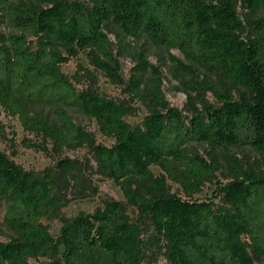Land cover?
Masks as SVG:
<instances>
[{
    "label": "trees",
    "instance_id": "obj_1",
    "mask_svg": "<svg viewBox=\"0 0 264 264\" xmlns=\"http://www.w3.org/2000/svg\"><path fill=\"white\" fill-rule=\"evenodd\" d=\"M44 1L49 6L39 9L25 0H0L6 26L18 32L0 38V106L39 139L27 147L47 153L49 145L87 143L96 166L64 158L35 172L0 150V236L6 237L0 264H156L159 258L161 264H264V164L256 171L238 168L218 205L193 198L220 167L192 147L250 148L264 158V0ZM239 5L254 25L252 37H244ZM115 30L184 55L190 65L172 60L197 85L188 114L167 104L154 67V81L142 88L143 54L140 77L132 81L149 109L141 125H129L127 109L99 94L95 79L76 88L62 66L80 52L117 77L108 37ZM196 68L243 89L240 99L231 100L228 91L211 104V86L197 80ZM70 111L95 121L114 144H96ZM90 170L112 179L126 203L109 200L93 213L62 219L59 234L51 235L42 219L58 218L67 192L83 186ZM168 180L187 198L171 192ZM128 206L137 210L136 220Z\"/></svg>",
    "mask_w": 264,
    "mask_h": 264
},
{
    "label": "rangeland",
    "instance_id": "obj_2",
    "mask_svg": "<svg viewBox=\"0 0 264 264\" xmlns=\"http://www.w3.org/2000/svg\"><path fill=\"white\" fill-rule=\"evenodd\" d=\"M29 4L39 9L49 6L44 0H25ZM238 12L245 24L244 37L254 35V25L251 24L249 14L246 8L238 6ZM5 12L0 8V38L11 33H18L9 29L5 24ZM249 17V18H248ZM111 42V53L116 59V75L111 77L106 71L97 68L92 64L89 56L85 52H80L76 57L69 58L63 64L62 71L70 77L77 89L83 90L92 85L95 79L96 89L99 94L104 97L121 103L128 111L125 117L126 122L135 127L142 124L149 109L147 105L137 98L133 93V83L135 77H140L139 57L143 54L146 57L148 70L144 76L143 89H149L147 86L154 81V67L159 72L161 78V90L165 100L169 106L176 107L184 114L190 112L191 103L189 95L196 96L197 85L189 81L186 77L181 76L179 69L173 64L172 58L179 59L184 64L190 65L184 55L177 49L156 48L150 45L144 38L130 39L118 37L116 30L108 33ZM28 40L34 41V38L28 36ZM197 80H208L211 90L207 93V100L213 104H220L219 97L231 92V100H239L240 93L243 89H238L219 82L214 76L207 75L203 70L196 68ZM70 116L74 122L82 126L94 138L96 144L112 146L115 142L113 136H107L99 131L95 121L89 120L78 111H70ZM0 125L3 126L4 132L0 135V150L8 154L16 163L20 164L24 169L40 172L48 167H54L60 159L69 158L84 166L86 162H90L94 167L95 162L91 154L90 145L85 143L75 149H55L52 145L48 146L47 153L34 150L27 147L29 140L35 142L39 139L26 132L16 117L8 115L0 106ZM192 147L208 162L215 160L219 165V170L211 181L206 182L193 195L194 199L207 200L211 199L218 205H223L225 199L221 188L226 185L235 175L237 169L243 167L245 169L256 171L262 164L264 158L250 148H229V149H212L208 145H196ZM152 172L156 176L161 175V170L156 166H151ZM90 170L86 172V180L83 186L74 185L66 196V204L60 210L58 218L54 220L42 219V222L49 227V232L53 236L59 234L62 226V219H70L76 217L79 213H93L98 208H103L109 200H116L126 203L122 190L115 182L105 176ZM171 192L187 198L181 187L167 181ZM85 189L87 190L86 194ZM66 193H64L65 195ZM127 213L129 217L136 220L138 212L132 206H128ZM0 240L5 241V236H0ZM163 261L159 258L156 264Z\"/></svg>",
    "mask_w": 264,
    "mask_h": 264
}]
</instances>
